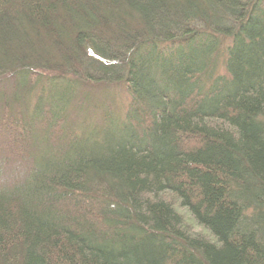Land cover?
<instances>
[{"label": "trees", "instance_id": "obj_1", "mask_svg": "<svg viewBox=\"0 0 264 264\" xmlns=\"http://www.w3.org/2000/svg\"><path fill=\"white\" fill-rule=\"evenodd\" d=\"M0 264H264V0H0Z\"/></svg>", "mask_w": 264, "mask_h": 264}, {"label": "rangeland", "instance_id": "obj_2", "mask_svg": "<svg viewBox=\"0 0 264 264\" xmlns=\"http://www.w3.org/2000/svg\"><path fill=\"white\" fill-rule=\"evenodd\" d=\"M82 68V67H81ZM82 70H83V68H82ZM77 72V71H76ZM76 74V73H75Z\"/></svg>", "mask_w": 264, "mask_h": 264}]
</instances>
